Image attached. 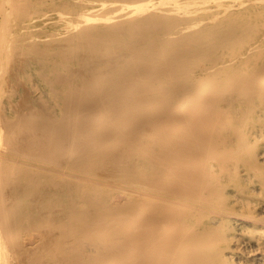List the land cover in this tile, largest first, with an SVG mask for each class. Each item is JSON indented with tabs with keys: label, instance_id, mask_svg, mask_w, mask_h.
I'll return each instance as SVG.
<instances>
[{
	"label": "bare ground",
	"instance_id": "6f19581e",
	"mask_svg": "<svg viewBox=\"0 0 264 264\" xmlns=\"http://www.w3.org/2000/svg\"><path fill=\"white\" fill-rule=\"evenodd\" d=\"M0 264H264V0H0Z\"/></svg>",
	"mask_w": 264,
	"mask_h": 264
}]
</instances>
